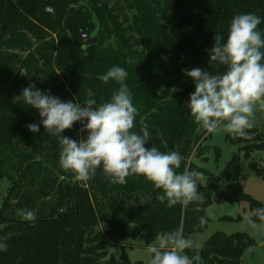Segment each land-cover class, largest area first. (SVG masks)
Listing matches in <instances>:
<instances>
[{"label": "trees", "instance_id": "16d2710c", "mask_svg": "<svg viewBox=\"0 0 264 264\" xmlns=\"http://www.w3.org/2000/svg\"><path fill=\"white\" fill-rule=\"evenodd\" d=\"M248 13L261 18L258 31L264 38V0H0V184L9 182L0 206V241L8 245L0 251V264H142L132 263L124 252L106 259V241L95 227L105 225L103 234L117 239L132 225L131 236L144 239L147 246L158 234L176 230L197 242L195 235L210 221L205 209L211 204L264 207L239 183L235 154L223 171L225 189L199 180L201 199L187 207L162 204L157 199L162 190L143 176L112 184L98 168L89 181H77L60 167L59 142L44 129L39 111L13 102L34 84L63 102L82 104L92 98L99 105L119 88L116 81L104 83L100 77L113 66L123 67L138 109L132 131L140 134L147 125L151 139L146 147L183 157L177 173L196 170L213 180V173L191 159L206 160L201 143L210 134L190 113L187 103L195 83L183 70L199 67L211 75L226 71L210 61L214 36L226 40L234 16ZM79 29L97 42L85 46ZM22 68L28 79L19 73ZM33 123L39 132L29 131L27 125ZM82 126L76 122L61 135L86 139ZM247 131L251 139L228 138L249 156L263 143L256 130ZM22 208L32 210L35 221L18 216ZM200 217L206 220L202 226ZM245 240L243 232L217 231L199 251L185 254L199 255L195 264H240Z\"/></svg>", "mask_w": 264, "mask_h": 264}, {"label": "clouds", "instance_id": "9594fccd", "mask_svg": "<svg viewBox=\"0 0 264 264\" xmlns=\"http://www.w3.org/2000/svg\"><path fill=\"white\" fill-rule=\"evenodd\" d=\"M261 18L254 13L238 14L231 20L226 40L214 36L210 61L226 66V71L211 75L199 67L183 70L195 83V90L187 103L194 121L208 132L220 126L234 137L251 139L247 130L254 127L257 106L264 109V38L258 31ZM128 63H135L132 59ZM29 75L26 69L18 70ZM128 72L120 66L111 67L100 79L104 83L116 81L108 102L97 104L89 98L84 103L63 102L58 97L29 85L23 88L13 102H22L39 111L45 130L59 142V165L71 172L77 181L92 179L98 168L112 184H125L130 176H143L154 189L162 190L157 199L168 207L180 204L187 207L201 199L198 181L203 174L196 170L177 173L183 157L176 151L161 152L157 147H146L151 136L147 125L140 134L132 131L138 109L127 85ZM86 121V123H83ZM76 122L82 123L80 131L88 133L79 141L62 136ZM32 133L39 132L38 124L27 125ZM16 214L26 221H35V213L27 208L17 209ZM245 215L243 222L256 231H264V207ZM204 225V217L199 218ZM198 247L192 237H185L182 230L160 233L157 244L149 247L150 264H195L201 257H189L186 250ZM8 245L0 241V251Z\"/></svg>", "mask_w": 264, "mask_h": 264}, {"label": "rangeland", "instance_id": "374dc122", "mask_svg": "<svg viewBox=\"0 0 264 264\" xmlns=\"http://www.w3.org/2000/svg\"><path fill=\"white\" fill-rule=\"evenodd\" d=\"M25 77L29 78L28 75H25ZM252 129L259 133L263 145L251 151L249 156H246L245 152L239 149L238 143L231 144L228 138L229 133L225 132L223 127L220 126L216 131L209 132V137L201 143L206 160H202L200 156H192L191 159L199 167L210 171L214 175L213 180L204 177L200 180V183L208 185L210 182H215L219 186L218 191H222L228 184L223 173L224 168L232 155L235 154L238 156L239 162L238 181L244 192L264 205V109H260L258 106L255 111L254 127ZM8 186L9 182L7 180H3L0 184V206ZM253 210L247 202H221L208 206L205 209L206 216L210 219L208 226L202 233L195 235L198 244L197 251L214 232L220 231L227 234L243 232L246 235L244 242L247 245L243 249L240 264H264V236L262 231L253 230L243 222L245 215L254 217ZM226 217H232V219ZM256 222L260 223L258 220ZM131 228L132 225H129L127 235L124 238L117 239L109 238L103 234L105 225L95 227L94 230L100 232L106 241L103 249L106 259L111 256L117 259L124 252L132 263L141 261L142 264H150L151 253L148 249L157 244V238L147 246L144 239L131 236Z\"/></svg>", "mask_w": 264, "mask_h": 264}, {"label": "water", "instance_id": "95a60500", "mask_svg": "<svg viewBox=\"0 0 264 264\" xmlns=\"http://www.w3.org/2000/svg\"><path fill=\"white\" fill-rule=\"evenodd\" d=\"M79 32H80V36L82 38L83 44L85 46L93 45V44H95L97 42V37L96 36L91 35V34L85 32L82 29H79ZM21 76L23 77V75H21ZM243 245H244V242H243Z\"/></svg>", "mask_w": 264, "mask_h": 264}, {"label": "built area", "instance_id": "2783aa9c", "mask_svg": "<svg viewBox=\"0 0 264 264\" xmlns=\"http://www.w3.org/2000/svg\"><path fill=\"white\" fill-rule=\"evenodd\" d=\"M262 235L264 236V231H262Z\"/></svg>", "mask_w": 264, "mask_h": 264}]
</instances>
